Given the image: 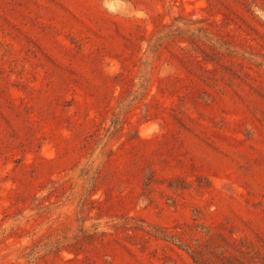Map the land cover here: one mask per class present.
Segmentation results:
<instances>
[{
  "label": "rangeland",
  "instance_id": "obj_1",
  "mask_svg": "<svg viewBox=\"0 0 264 264\" xmlns=\"http://www.w3.org/2000/svg\"><path fill=\"white\" fill-rule=\"evenodd\" d=\"M0 264H264V0H0Z\"/></svg>",
  "mask_w": 264,
  "mask_h": 264
}]
</instances>
